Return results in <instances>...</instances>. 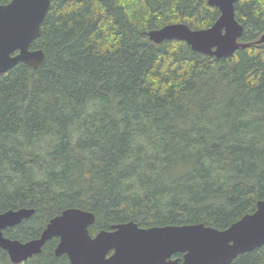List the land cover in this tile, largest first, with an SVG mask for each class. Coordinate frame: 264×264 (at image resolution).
<instances>
[{
    "label": "trees",
    "instance_id": "trees-1",
    "mask_svg": "<svg viewBox=\"0 0 264 264\" xmlns=\"http://www.w3.org/2000/svg\"><path fill=\"white\" fill-rule=\"evenodd\" d=\"M234 15L240 42L264 33V0H238ZM218 16L208 0H50L30 45L42 66L0 74V213L34 211L6 238L36 239L68 208L95 216L92 237L127 222L224 230L256 210L264 43L216 59L148 38L169 24L203 30ZM57 243L21 264H70ZM0 264H12L2 249ZM230 264H264V245Z\"/></svg>",
    "mask_w": 264,
    "mask_h": 264
},
{
    "label": "water",
    "instance_id": "water-1",
    "mask_svg": "<svg viewBox=\"0 0 264 264\" xmlns=\"http://www.w3.org/2000/svg\"><path fill=\"white\" fill-rule=\"evenodd\" d=\"M238 0H208L219 11L217 20L203 30L185 24H169L148 33L154 44L166 40L185 42L191 50L228 58L238 49L264 43V33L252 43L239 40L243 28L235 19ZM50 0H12L0 5V74L18 63L38 69L45 61L42 50H31L40 36ZM32 209L0 213V249L12 264H21L40 254L45 243L58 239L54 253L66 255L70 264H230L238 255L264 245V200L252 214L243 216L224 230L203 224L140 228L134 222L112 225L95 236L89 228L95 216L68 208L50 219L39 237L27 242L6 238L3 231L32 216ZM181 254V258L173 256Z\"/></svg>",
    "mask_w": 264,
    "mask_h": 264
},
{
    "label": "flooded vegetation",
    "instance_id": "flooded-vegetation-1",
    "mask_svg": "<svg viewBox=\"0 0 264 264\" xmlns=\"http://www.w3.org/2000/svg\"><path fill=\"white\" fill-rule=\"evenodd\" d=\"M175 256H176V255H175ZM175 256H173V259H175V258H174Z\"/></svg>",
    "mask_w": 264,
    "mask_h": 264
}]
</instances>
